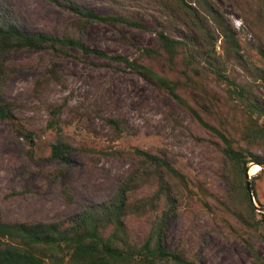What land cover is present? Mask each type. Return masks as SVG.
<instances>
[{
	"label": "rangeland",
	"instance_id": "obj_1",
	"mask_svg": "<svg viewBox=\"0 0 264 264\" xmlns=\"http://www.w3.org/2000/svg\"><path fill=\"white\" fill-rule=\"evenodd\" d=\"M72 1L101 16H134L143 27L81 21L65 6L66 0H0V16L22 31L68 35L91 49L68 48L63 55L23 48L2 56L14 67L2 95L15 104L14 118L0 120L2 219L71 220L112 197L122 179L139 165L134 154L139 148L165 154L188 181L176 213L166 221L167 248L195 264H261L244 240L264 261V232L245 228L232 214L224 175L229 165L220 151V139L168 92L109 56L120 54L178 80V95L207 122L226 128L242 144L234 132L249 116L231 88H243L247 98L264 104V0H212V14L191 0L205 39L190 59L197 72L189 67L186 73L184 59L190 58L186 48H179L176 65L171 66L158 41L159 31L183 38L184 26L153 2ZM227 33L236 40L234 47ZM141 47L158 52L148 57L141 54ZM216 66L228 81L215 73ZM257 120L264 123V116ZM57 138L72 147L69 164L50 157ZM252 151L264 154V146ZM247 168L255 204L264 207V169L252 162ZM148 173L151 177L136 191L137 197L150 196L157 188L154 172ZM156 214L128 220L137 241L149 232Z\"/></svg>",
	"mask_w": 264,
	"mask_h": 264
},
{
	"label": "trees",
	"instance_id": "obj_2",
	"mask_svg": "<svg viewBox=\"0 0 264 264\" xmlns=\"http://www.w3.org/2000/svg\"><path fill=\"white\" fill-rule=\"evenodd\" d=\"M142 1L153 2L166 16L171 17L173 22L184 26L183 38L173 37L165 31L158 32L162 55L165 56L168 64L176 65V56L180 53L179 48L183 46L190 56L189 60L184 59L183 72L186 73L189 67L197 72V69L191 66L190 59L194 58V53L205 37L199 13L190 4L192 1ZM197 1L203 4L208 14L214 13L212 0ZM65 6L84 22L100 20L113 25L122 22L143 27L134 16L122 14L101 16L72 0H66ZM214 17L218 19L216 14ZM226 36L234 47L233 43H236V40L231 33H227ZM73 47L83 52L91 51L83 42L71 36L58 37L43 32L26 33L16 23L6 21L0 16V120L11 121L15 109V104L2 95L3 87L14 69L2 56L23 48L50 49L53 53L67 55V49ZM140 49L141 54L148 57L158 52L157 49L149 47ZM101 54L108 56L105 53ZM109 57L124 62L157 88L168 92L189 109L203 127L220 139L222 142L220 151L229 165L224 175L229 184L227 197L233 204L232 214L245 228L254 232L262 229L264 232V212L256 210L246 189L248 164L258 163L262 166L260 170L264 169V154L252 151L258 145L264 146V123H259L257 120L264 116V104L258 98H247L243 88L237 89L235 85L231 88L232 92L243 101L249 116L235 129L234 133L238 134L242 141V144H239L229 130L221 126L215 127L207 122L195 108L178 95V80L170 79L156 72L149 65L131 61L120 54ZM215 73L223 80H227L220 67H215ZM49 125L56 126L52 122ZM71 149L70 144L57 138L51 146L50 157L63 164H69L68 153ZM134 154L139 159V165L122 179L112 197L103 203L85 208L69 221L8 222L3 220L0 214V264H195L178 250L167 248L164 243L166 221L170 215L176 213L182 189H189L185 175L163 153L135 148ZM258 170L259 168L256 172ZM149 171L154 172L157 188L150 196L137 197L136 191L151 177ZM251 186L256 198L253 183ZM161 200L164 204L162 207H160ZM258 204L263 207L260 202ZM154 214L156 219L151 222L149 232L142 241H137L129 230L128 220L131 217L151 218ZM244 241L251 255L264 264L253 246L248 241Z\"/></svg>",
	"mask_w": 264,
	"mask_h": 264
},
{
	"label": "water",
	"instance_id": "obj_3",
	"mask_svg": "<svg viewBox=\"0 0 264 264\" xmlns=\"http://www.w3.org/2000/svg\"><path fill=\"white\" fill-rule=\"evenodd\" d=\"M254 164H257V165L261 166L258 163H254ZM246 189L248 191L250 200L254 203V205L256 207V210L259 211V212H264V207H260L257 204H255V197L253 195L252 188H251V182H250V176H249V173H248V168L246 170Z\"/></svg>",
	"mask_w": 264,
	"mask_h": 264
},
{
	"label": "bare ground",
	"instance_id": "obj_4",
	"mask_svg": "<svg viewBox=\"0 0 264 264\" xmlns=\"http://www.w3.org/2000/svg\"><path fill=\"white\" fill-rule=\"evenodd\" d=\"M259 166V165H258ZM252 174V173H251Z\"/></svg>",
	"mask_w": 264,
	"mask_h": 264
}]
</instances>
